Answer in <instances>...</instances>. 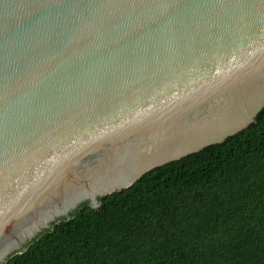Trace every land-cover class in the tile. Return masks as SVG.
<instances>
[{
    "label": "water",
    "instance_id": "obj_1",
    "mask_svg": "<svg viewBox=\"0 0 264 264\" xmlns=\"http://www.w3.org/2000/svg\"><path fill=\"white\" fill-rule=\"evenodd\" d=\"M263 109L264 0H0V264Z\"/></svg>",
    "mask_w": 264,
    "mask_h": 264
},
{
    "label": "trees",
    "instance_id": "obj_2",
    "mask_svg": "<svg viewBox=\"0 0 264 264\" xmlns=\"http://www.w3.org/2000/svg\"><path fill=\"white\" fill-rule=\"evenodd\" d=\"M99 201L6 264H264V109L224 143Z\"/></svg>",
    "mask_w": 264,
    "mask_h": 264
}]
</instances>
